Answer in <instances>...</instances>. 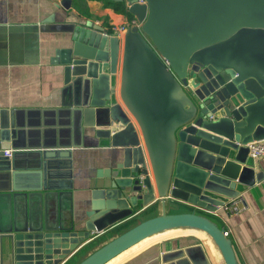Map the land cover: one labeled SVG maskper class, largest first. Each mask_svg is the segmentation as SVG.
Segmentation results:
<instances>
[{
	"label": "water",
	"instance_id": "1",
	"mask_svg": "<svg viewBox=\"0 0 264 264\" xmlns=\"http://www.w3.org/2000/svg\"><path fill=\"white\" fill-rule=\"evenodd\" d=\"M115 1L138 23L121 37L40 24L66 36L50 57L62 77L53 142L25 151L20 121L0 111V264H116L185 233L215 264H242L215 212L264 178L245 146L264 140V0ZM83 137L110 152L75 223L64 212Z\"/></svg>",
	"mask_w": 264,
	"mask_h": 264
},
{
	"label": "crops",
	"instance_id": "2",
	"mask_svg": "<svg viewBox=\"0 0 264 264\" xmlns=\"http://www.w3.org/2000/svg\"><path fill=\"white\" fill-rule=\"evenodd\" d=\"M59 1L0 0V111L6 110L20 121L25 151H32L43 142H53L63 122L58 119L63 114L59 112L63 108L60 102L62 77L60 68L50 63V57L57 46L55 39L66 36L41 32V22L52 16L54 22L88 21L98 27H107L121 24L130 17L114 11L107 0H73L67 11L55 7ZM120 66L121 55L116 72V93ZM129 118L141 141L139 129L131 116ZM61 131L59 136H65V131ZM142 150L149 168L143 146ZM109 152L110 149L98 146L96 139L88 141L84 137L82 147L73 149L72 199L71 208L68 204L65 207L66 219L70 213L75 223L86 218L95 175L108 164ZM254 172L264 174L261 161L254 160ZM239 197L245 203V210L231 215L218 210L216 217L231 236L242 264H264V178ZM116 264L215 263L201 236L185 233L153 241Z\"/></svg>",
	"mask_w": 264,
	"mask_h": 264
},
{
	"label": "built area",
	"instance_id": "3",
	"mask_svg": "<svg viewBox=\"0 0 264 264\" xmlns=\"http://www.w3.org/2000/svg\"><path fill=\"white\" fill-rule=\"evenodd\" d=\"M138 2L143 3L142 0H138ZM137 25L138 23L135 18L128 17L121 24H111L107 27H103V33L107 36L121 37L127 26ZM245 146L248 148V156L253 160L261 161L264 167V140L253 141L246 144ZM4 155L9 157L11 155V150H5ZM245 208L246 206L243 199L241 197H236L229 200L228 203L224 204L221 208H219V210L228 215H231L240 213L245 210ZM215 215L217 216L218 214L216 213ZM226 233H228V231Z\"/></svg>",
	"mask_w": 264,
	"mask_h": 264
},
{
	"label": "trees",
	"instance_id": "4",
	"mask_svg": "<svg viewBox=\"0 0 264 264\" xmlns=\"http://www.w3.org/2000/svg\"><path fill=\"white\" fill-rule=\"evenodd\" d=\"M107 4L111 5V7L114 9V11H116L118 13H126L125 8L123 7V4L121 1L107 0Z\"/></svg>",
	"mask_w": 264,
	"mask_h": 264
}]
</instances>
